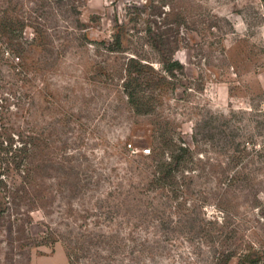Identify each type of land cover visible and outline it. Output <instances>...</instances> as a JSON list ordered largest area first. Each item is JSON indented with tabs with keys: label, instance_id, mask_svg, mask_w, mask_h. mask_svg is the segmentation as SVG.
Here are the masks:
<instances>
[{
	"label": "rangeland",
	"instance_id": "1",
	"mask_svg": "<svg viewBox=\"0 0 264 264\" xmlns=\"http://www.w3.org/2000/svg\"><path fill=\"white\" fill-rule=\"evenodd\" d=\"M0 141V264H264V0H0Z\"/></svg>",
	"mask_w": 264,
	"mask_h": 264
},
{
	"label": "trees",
	"instance_id": "2",
	"mask_svg": "<svg viewBox=\"0 0 264 264\" xmlns=\"http://www.w3.org/2000/svg\"><path fill=\"white\" fill-rule=\"evenodd\" d=\"M124 28L119 27L113 35L112 44L109 45L111 51H120L123 49ZM163 73L155 70L151 65L143 63L140 59L130 58L126 65V77L123 82L124 94L127 97L128 104L138 114H148L153 110L154 102L159 96L161 88L169 84V79L176 78V73H183V65L174 59L164 58L161 61ZM185 150V148H181ZM13 145L10 143L7 147L0 141V153L2 157H12L13 164L20 167L21 161L16 160L14 156ZM18 161V162H15Z\"/></svg>",
	"mask_w": 264,
	"mask_h": 264
},
{
	"label": "built area",
	"instance_id": "3",
	"mask_svg": "<svg viewBox=\"0 0 264 264\" xmlns=\"http://www.w3.org/2000/svg\"><path fill=\"white\" fill-rule=\"evenodd\" d=\"M150 152H151L150 149H145V150H143V153H144V154H149Z\"/></svg>",
	"mask_w": 264,
	"mask_h": 264
}]
</instances>
